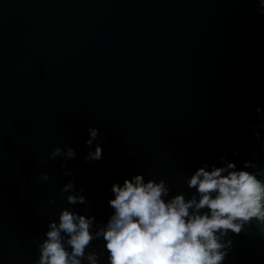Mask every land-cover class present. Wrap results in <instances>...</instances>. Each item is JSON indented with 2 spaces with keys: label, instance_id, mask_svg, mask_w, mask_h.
Instances as JSON below:
<instances>
[{
  "label": "water",
  "instance_id": "95a60500",
  "mask_svg": "<svg viewBox=\"0 0 264 264\" xmlns=\"http://www.w3.org/2000/svg\"><path fill=\"white\" fill-rule=\"evenodd\" d=\"M0 264H264V0H0Z\"/></svg>",
  "mask_w": 264,
  "mask_h": 264
}]
</instances>
